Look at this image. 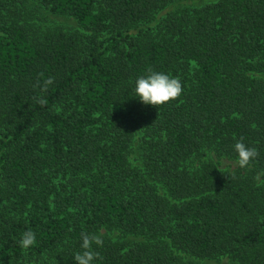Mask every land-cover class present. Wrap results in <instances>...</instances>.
Listing matches in <instances>:
<instances>
[{
  "label": "trees",
  "instance_id": "trees-1",
  "mask_svg": "<svg viewBox=\"0 0 264 264\" xmlns=\"http://www.w3.org/2000/svg\"><path fill=\"white\" fill-rule=\"evenodd\" d=\"M195 1L0 0V264H264V0Z\"/></svg>",
  "mask_w": 264,
  "mask_h": 264
},
{
  "label": "clouds",
  "instance_id": "clouds-1",
  "mask_svg": "<svg viewBox=\"0 0 264 264\" xmlns=\"http://www.w3.org/2000/svg\"><path fill=\"white\" fill-rule=\"evenodd\" d=\"M132 91L134 98H137L141 103L158 106L179 97L183 87L178 77L149 68L145 74L135 79ZM233 150L236 153V162L240 168L247 167L257 155L256 149L249 147L242 138L233 145ZM17 243L22 250H29L36 243L35 232L31 230L22 232ZM102 243L103 241L99 236L82 232L81 251L76 252L73 257L75 264H93L98 258V253L92 246L93 244L100 246Z\"/></svg>",
  "mask_w": 264,
  "mask_h": 264
},
{
  "label": "rangeland",
  "instance_id": "rangeland-1",
  "mask_svg": "<svg viewBox=\"0 0 264 264\" xmlns=\"http://www.w3.org/2000/svg\"><path fill=\"white\" fill-rule=\"evenodd\" d=\"M217 1L218 0H196L194 3L197 5L195 7H201L205 4L215 3ZM53 19L56 23H58L61 26L75 27V22L71 19H65L62 17H54ZM212 159L214 160V162H215V164L219 170H225L228 172H232L237 168V163H235L234 161H230V160L225 159V158L217 159L213 156H212ZM29 264H31V263H29ZM200 264H229V262L226 258H220L218 260L201 261Z\"/></svg>",
  "mask_w": 264,
  "mask_h": 264
}]
</instances>
